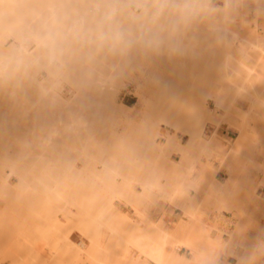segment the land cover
<instances>
[{
    "label": "rangeland",
    "instance_id": "obj_1",
    "mask_svg": "<svg viewBox=\"0 0 264 264\" xmlns=\"http://www.w3.org/2000/svg\"><path fill=\"white\" fill-rule=\"evenodd\" d=\"M94 1L98 4L94 5L96 8L93 6L95 11L94 8L89 9L94 11L95 15L98 14L96 18L99 22L98 25L97 21L95 23L93 21V12H91V19L84 16L90 15L89 9L86 11V14L83 15L78 7V10L76 9L74 13L72 9L73 7H76L74 2H68L64 7L61 6L63 8H61L56 15V20H58V17L60 16H58V14H62V17H59L60 21L53 20V24L49 19H46L44 22L41 20H44L47 16H41L40 26H38L39 22L34 23L37 37L44 42L41 43L42 48L36 50L40 55L38 63L40 64L41 60H43V62L51 60L50 63L46 62L45 64H52L60 72V74L58 73V81L68 103L63 105H46L45 103L43 105L42 102L40 104L37 103L39 104L37 107L39 110L38 112L36 109L37 101L35 100L37 97L33 93V98L35 96V99H33L35 103L32 105L33 100L31 94H29L30 87L27 90L28 92L26 91V94L24 92V95L26 96L20 94V92L22 93L27 89H25V87H27L26 84L28 81L23 83L26 80V78H24L26 75L23 77L25 80L22 81V87L25 84L23 88L19 87L22 83L20 77H17L20 81L18 83L20 84L17 85L16 80H9V83L7 81V85L10 86L9 90L6 88L7 85L0 89V94L1 91H3V95L1 94L3 97L4 93L8 91L9 93L15 92L14 99H17L19 93V100H16V102L18 103L19 101V103L17 106L14 103V109L10 107L12 106L10 105L12 103H10L9 106L7 105L10 101L7 102V107L0 103L2 109L6 110L10 107L9 114L14 110L13 118L11 117L13 112L10 116L8 115L9 118L11 117L10 120L6 114L3 116L2 109H0V121H5L4 123L0 122V126L2 124V127H0L2 128L0 129V143L5 146L2 148L0 145L2 148H0V156L2 155L1 157H4L7 153L8 156H12V158L15 159L13 162L16 163V166H14L15 173L11 171L9 166H0V176H6L8 180L4 183V191L0 193V264H121V262L122 264H127V262L130 264H139L141 262L140 256L142 255L144 261L145 258H149L156 262L148 252L141 251L136 246L128 243L125 239L128 238L126 234L130 235L132 233L131 226L133 227L137 224L136 226L140 229H138L140 232L143 231L149 236L161 241V239H159L160 236L155 232L157 230L155 228L157 225L155 220L152 219L151 221L143 208L150 207L152 203L156 202L158 197L167 199L171 196L165 194L164 191L160 189L161 187L158 188V186L161 185V180H164V182L167 181L165 178L167 177V172H171L176 176L177 168L173 163V159L179 161V163L182 161L181 153H179L180 157L179 160H177L173 157L174 155H172L174 154L173 149L166 148L167 151L165 152L166 149L164 144L161 143L166 139L164 132L168 130L169 127L164 124L154 127L153 125H155V123H153V125L149 126L146 130L139 132L138 126L142 123L141 121L145 119V111H148L145 100L149 95L144 81L145 76L152 65L155 66V64H157L156 66H158V68L160 67V70L162 69L160 71L161 74L156 77V79H162L161 84L159 85L161 95H170L175 102L174 106H168V108H166L168 114L176 115V105L179 103L177 101H179V98H185V103H189V111L191 112L192 120L195 121L202 118L204 129L207 126L213 125L214 128L212 132H214L217 131V128L222 122H225L228 125L237 128L239 134L241 127L244 125L246 136L242 138L237 146L239 148L237 151L235 150L234 154L242 153L241 157H243L244 160L246 159L245 162L249 161L254 164L256 163L253 156L255 151H258L259 156L264 157V106L259 110H256V108L253 109L251 115L243 121L244 118L242 114L246 110L247 103L240 97H234V101L232 100L233 102L231 105H227L226 109H224L214 102L215 100L212 96H207L206 104L212 109V116L205 114V110L199 102L200 93L204 92V87L210 85L215 86L217 83L215 75L210 70L209 64L213 61L225 60L226 52L228 51V48L226 49V47L227 45L229 46L232 38L233 43H230L233 48L232 50L239 48L241 41L238 38L234 39L233 36L237 35V32L250 33L254 32V30L258 34H264V25H261L264 24V21H262L264 20V4H262L264 3V0H262L260 4L252 3V0H246L247 3L245 0H242L244 1L242 3L240 1L235 2L232 0L229 3L230 5L228 4L229 6L225 5L224 0H143L142 3H139V0H121L119 2L113 1L112 5L105 4L108 8L104 7L105 5L101 3L102 0ZM162 1H166L168 4H162ZM242 4L249 8H245ZM65 7L69 10V13L66 12V9V11L63 10ZM101 7L102 10H99ZM103 7L106 9H103ZM83 13L85 12L83 11ZM101 14L103 15V18ZM88 19L91 22L93 21L94 25L91 23L92 26H90L88 21H86ZM36 20H39V18ZM61 20L63 23L60 24ZM67 20L71 23L67 22ZM48 21L50 22L48 23ZM78 22H82L85 25L79 24ZM42 23L49 25L48 28L53 30H50L52 34L46 24L44 27ZM60 25H63L65 28L64 30L62 29V32ZM82 25L85 27L86 25L89 26L84 28ZM74 26L76 29L75 35L73 31ZM228 26H232L230 27V30ZM47 29L48 32H46ZM85 31L88 32V35H86ZM93 32L95 35L94 38L92 37ZM96 32H98L97 37ZM4 33H8V31H5ZM12 33L10 31V34H3L2 39H4L2 41L4 48L6 47L5 49H10V46L17 42L14 38V33ZM79 33L81 34L79 35ZM42 34L44 35L42 36ZM77 34L81 39L78 38L79 36H77ZM89 35L91 36L90 38H88ZM53 37L55 38L54 49L52 51L47 47L45 41L47 42L48 40L49 43V40L53 39ZM42 38H45L44 41ZM91 39H94L92 41L93 43L91 42ZM95 39L98 40L95 41ZM77 40L79 41L78 43ZM85 40L87 43H85L86 48H84L85 46L83 44ZM82 41L84 42L82 43ZM27 43L30 48L35 46L34 40H32L31 37L27 38ZM223 43L225 45H223ZM58 47L64 49V52L62 51L64 54L61 53V50L60 52L58 51ZM81 47L84 50H82ZM184 48L186 49L184 50ZM49 49L50 52L48 51ZM65 49L67 51H65ZM40 50H42V52ZM51 51L54 54L60 53V56H53ZM246 51L244 58L246 62L256 63L260 66L264 64V55H260L257 50L254 51L252 48H247ZM41 53H43V55H41ZM84 54L86 56H84ZM74 55L76 57H74L72 61ZM70 56L72 57L68 60L67 58ZM49 57L52 58L50 59ZM74 60L75 62H77V60L78 62L81 61V63L77 62V64H73ZM90 60L92 61L91 63L89 62ZM70 63H72V65ZM60 64L61 68L59 66ZM126 65L129 67L128 69ZM165 65L169 66V73L167 68H161L165 67ZM173 65H177L178 67ZM40 66L39 72L46 75V65H42L43 67ZM66 66H68V68ZM85 66H90V68L88 67L90 71ZM185 67L187 68L184 71ZM112 69H116V71L117 69L118 71L122 70L121 72L123 73L121 77L123 78V81L116 93L115 101L117 99V105L120 102H123L131 106L128 108L125 107L127 108L125 109L126 113L128 112L130 115V120L132 119V121L128 123V126L127 124L125 125V123H127V121H125L126 113L125 115L123 113L122 121H119L117 125L114 124L112 117L109 115L111 107L106 105L103 100L102 103L100 98V100H97L98 96L94 94L95 85L92 84L93 82L91 81L92 75L95 76L98 73H107ZM188 70L193 73L190 75ZM59 75H61V77ZM11 76L16 77L17 75ZM90 76L91 79L89 78V80L88 77ZM84 77L85 80L83 79ZM181 79H186L187 81H181ZM30 80L31 79H29V81ZM87 80H89V84ZM15 81L16 84L14 83ZM228 81L230 80H224L223 83L231 89V81ZM30 82H33V79ZM85 83L88 84V87L85 86ZM16 86L22 89V91H20L19 88L18 90ZM33 87L35 88V86ZM151 87L155 88V85L152 83ZM79 88L80 90L78 92ZM83 92L85 97L83 96ZM9 93L7 98H9ZM10 95L13 97V94ZM27 95L31 97L32 101L28 99L29 97L25 98ZM90 96L92 97L91 100ZM22 97H24L23 100ZM83 98L88 99L81 101ZM25 99L28 100V105L26 104L27 102L25 103ZM196 99H198V102H196ZM0 100H3V98H0ZM6 101L7 100L4 98L3 103L5 104ZM87 101L89 102L88 104H86ZM38 102H40L39 99ZM79 103H81V105ZM29 105H31V107H29ZM105 105L106 107H104ZM23 106H27V108ZM59 106H61V108ZM97 106L102 108L105 112L101 111L99 108L100 112ZM30 108L32 113L29 111ZM104 108L107 109L105 110ZM25 109L29 110H26L27 112H25ZM43 111L44 115L42 116ZM74 111H77L76 116L78 119L76 118ZM222 111L227 113V115L225 113L222 115ZM15 112H17V114H15ZM71 112H74L75 122L73 119L72 121L70 119L71 115L68 113ZM26 113H28L29 116ZM79 113H82V115L84 114V116L79 118ZM21 115L22 117L25 116L22 118ZM160 118H162V116ZM68 119L70 120L71 125L68 122ZM11 121L13 122V125ZM53 121H55V125L58 127L62 123V127H59V130L57 128L59 131H56L57 134L55 133L54 135H51L50 130ZM56 121L58 122L57 124ZM6 123L9 124V127ZM72 124L74 126H72ZM124 125L125 127H128L126 133L123 132L125 129L123 127ZM49 126L50 128H48ZM78 126H81V129L75 128ZM109 126L115 128V136L108 131ZM7 127L8 129H6ZM9 128L11 131H9ZM39 128H41V130ZM90 128H92L91 131H89ZM97 128H99L98 131ZM68 129L71 133L75 129V132L71 134L67 131ZM45 130L48 131L45 133ZM100 130L101 132H99ZM78 131L80 132L78 133ZM176 132L180 141L183 142L187 136L181 130ZM12 133H14V138L10 136ZM41 134H43L45 138L48 135V139L50 138L49 140L51 141L47 142L48 140H45V138L43 139ZM77 134H79V136H77ZM152 134L155 135L153 138ZM35 135L38 136L37 141ZM237 137L234 141L229 142V145L227 146L222 141V135L217 131L214 135L215 139H219L217 145L210 140L209 142H206L204 152L200 154V158L195 162L202 163L203 157L209 158L212 155L224 157L227 154H233L232 145ZM41 141L43 143L45 142L42 148L41 146L43 143H41ZM5 142H7V144ZM197 150L198 149H193L192 152L197 153ZM1 151L4 152L2 153ZM156 158L158 159L156 160ZM155 160H159L158 162L160 165ZM207 162L209 161H205V165L209 167V174L213 177L215 168H213L210 162ZM163 163L165 164L163 165ZM151 164H153V166H151ZM258 165L262 166L264 163L260 162ZM155 167L158 168V170ZM160 168L161 170L163 168V172L161 170L159 171ZM193 168L194 167H192V169ZM178 169L182 171L181 167ZM146 177L149 180H146ZM176 177H178V175ZM142 179L145 181H142ZM187 184L188 183L185 184V189ZM135 186L141 187L142 191L135 190ZM133 188L136 192L132 190L131 195L129 189ZM133 191L135 194H133ZM237 191L240 192L241 190L239 189ZM237 191L234 196L237 195V199L239 198L243 200L240 204V206H242L244 203L242 209L243 212L247 210L251 211L250 205L246 202L247 199L249 202H253V197H249L250 194L248 192L250 191L246 192V190H243L240 193ZM151 192H155L157 196L155 195L154 197H151ZM243 192H246L247 195ZM136 193L138 194L137 196H135ZM142 194L146 199L143 198L144 196L142 197ZM241 194L243 197L239 196ZM215 198L218 201H225L222 194H219V197L218 195L215 196ZM108 200L109 202H107ZM115 200H123L132 205L135 214L139 219L131 220L118 208L115 212L116 206L115 204L113 205ZM140 204H144V207H139ZM111 205H113L115 209L112 208ZM221 205L224 206V204H217L218 207ZM232 206L239 205L235 204ZM118 210L119 213L121 212L120 216ZM127 217L134 225L130 224L129 220H127L128 222L126 221L125 218ZM152 223L155 224L153 225ZM243 225L236 226L232 231L226 230L230 234L228 237L229 241L234 238L235 232H240L242 230L244 227ZM153 227L156 230H154ZM255 228V230L259 232V236H264V224L261 225L258 221V225ZM129 229L131 233L129 232ZM73 230H77L87 239V242L80 244L71 239L70 233ZM125 231L128 232L124 233ZM219 232L220 233L216 235L217 237H212L209 240L211 241V244L212 239L215 240V238H217L216 240H220L219 242L221 243L222 237L220 235L222 233L221 231ZM180 241L181 240H167L161 242L164 246H174L173 244H179ZM181 242L183 243V241ZM212 245L214 246V244ZM43 248H46V250H43ZM165 259L166 263L169 257H166ZM180 259H183V256H181ZM200 264L207 263L200 262Z\"/></svg>",
    "mask_w": 264,
    "mask_h": 264
},
{
    "label": "bare ground",
    "instance_id": "obj_2",
    "mask_svg": "<svg viewBox=\"0 0 264 264\" xmlns=\"http://www.w3.org/2000/svg\"><path fill=\"white\" fill-rule=\"evenodd\" d=\"M113 1H115V2H119V1H121V0H102L101 1V3H103L104 5L105 4H109V5H112V3H113ZM232 0H224V3H225V5H228L230 2H231ZM235 2L236 1H240L241 3L242 2H244V1H242V0H234ZM233 1V2H234ZM248 1V0H247ZM68 2H74L75 4L74 5H76V7H73L72 9H73V11H74V13H75V11H76V9L78 10V7L80 8V11H82V14L84 15V14H86V11L89 9V8H91V9H93L95 6L94 5H98L97 4V2L96 1H94V0H0V89H2V87H5V85H7L8 83H9V80L10 81H14V80H16L17 81V85L18 84H20V83H18V82H20L19 81V79L17 78V77H20V80H21V83H22V81H24L25 79H23V77L24 78H26V80L23 82V83H25L26 81H28L27 82V84H26V86L27 87H25V91H23L22 93L20 92V94H22V96H26V95H24V92H25V94H26V91L29 89V87H30V91H29V94H31V97H32V100L33 99H35V96L37 97L35 100L37 101L36 102V105H34V106H36V109L38 110V105L42 102V104L44 105V103L47 105V104H60V105H63V104H66V103H68L67 102V99L64 97V92H63V89L61 88V86H60V83H59V81H58V73L60 74V72L57 70V68L55 67V66H53L52 64H45L46 62H51V60H49V61H44L43 62V60H41L40 61V64L38 63L39 61L38 60H40V55H39V52H36V50H39V48H42V45H41V43H44V42H42V40L41 39H39L38 37H37V33H36V28H35V22H39V25L38 26H40V24H41V22H40V18H41V16L43 17V16H47V18L45 17V19L44 20H41V21H44L45 22V20L47 19H49L52 23L54 22L53 20H55V21H60V18L62 17L61 15L62 14H58V16L60 17H58V20H56V15H57V13H58V11L61 9V8H63L64 7V5L66 4V3H68ZM143 2V0H139V3H142ZM234 2V3H235ZM245 2H246V0H245ZM262 2V0H252V3H256V4H260ZM168 4L166 1L164 2V1H162V4ZM240 3V4H241ZM247 3V2H246ZM169 4H171V3H169ZM176 4V3H175ZM262 4H264V3H262ZM173 5V4H172ZM230 5V4H229ZM228 5V6H229ZM242 5H244V4H242ZM61 6H63V7H61ZM94 6V7H93ZM245 6V8H249V7H247L246 5H244ZM249 6V5H248ZM262 6V5H261ZM104 7H106V8H108V6H104ZM103 7V9H106V8H104ZM87 8V9H86ZM96 8V7H95ZM95 8H94V11H95ZM66 9V7L63 9V10H65ZM91 9H89V11H90V15L88 16V15H84V16H86V17H89L90 19L93 17V21H94V23L97 21V15H95L94 13V11H92ZM98 9V8H97ZM62 10V11H63ZM67 10V9H66ZM65 10V11H66ZM99 10H102V7H101V9H99ZM65 11H63V12H65ZM72 11V10H71ZM83 11L85 12V13H83ZM97 11V10H96ZM67 13H69V10H67L66 11ZM65 12V13H66ZM79 12V11H78ZM91 12H93L92 13V17H91ZM62 13V12H61ZM71 13V12H70ZM94 15H95V17H94ZM101 16H102V18H103V15L101 14ZM86 17H85V19H86ZM39 18V20H36V19H38ZM63 18H64V16H63ZM108 18V17H107ZM98 20H99V17H98ZM104 20V19H103ZM50 21H48V23L50 22ZM64 21V20H63ZM77 21V20H76ZM86 21H88V24L90 25V26H92L91 25V23L93 24V21L91 22V21H89V19L88 20H86ZM109 21V20H108ZM244 21V20H243ZM262 21H264V20H262ZM67 22H69L68 20H67ZM74 22V21H73ZM46 23H47V21H46ZM45 23V24H46ZM61 23H63L62 22V20H61V22H60V24ZM69 23H71V22H69ZM79 24H84V23H82V22H78ZM98 21H97V25H98ZM244 23V22H243ZM242 23V24H243ZM43 24V23H42ZM45 24H43V26L45 27ZM54 24V23H53ZM58 25V24H57ZM64 25H65V23H64ZM85 25V24H84ZM84 25H82L84 28H87V26H89V25H86V27L84 26ZM94 25V24H93ZM97 25H96V27H97ZM261 25H264V24H261ZM42 26V27H43ZM46 26H47V28L49 27V25L48 24H46ZM61 27H60V29H61V32H62V29L64 30L65 28L63 27V25H60ZM77 26H79V25H77ZM226 26V25H225ZM57 27V26H56ZM229 27V26H228ZM230 27H232V26H230ZM230 27H229V30H230ZM234 27H236V26H234ZM79 28V27H78ZM93 28V27H92ZM226 28V27H225ZM43 29H45V28H43ZM49 29V31L50 30H52V29H50V28H48ZM48 29H47V31L46 32H48ZM95 29V28H94ZM233 29V28H232ZM76 29H75V26H74V35H75V31ZM85 30V29H84ZM92 30V29H91ZM235 30V29H234ZM5 31H8V33H4ZM10 31H11V33L13 32L14 33V38L17 40V42H16V44H14V45H11L10 46V49L9 48H7V49H5L4 48V46H3V39H2V37H3V34H10ZM53 31V30H52ZM55 31V30H54ZM94 31V30H93ZM44 32H45V30H44ZM61 32L59 31V33L61 34ZM79 32H80V30H79ZM86 32V31H85ZM12 33V34H13ZM50 33H51V31H50ZM63 33L65 34V32L63 31ZM238 33H239V35H238ZM244 33V34H243ZM243 33H240V32H237V35H232L233 37H234V39L235 38H238L240 41H241V44H240V46H239V48L237 49H235V50H232L233 48H232V46L230 45V43L232 42L233 43V38H232V40H231V42L229 43V46L227 45V47H226V49L228 50L226 53V58H225V60H223V61H213L212 63H210L209 64V66H210V70H211V72L215 75V78H216V80H217V83L215 84V86L213 85V86H205L204 87V92L203 93H200V97H199V102H200V105L201 106H203V108H204V110H205V114L206 115H208V116H212V114H213V111H212V109H210L208 106H207V104H206V100H207V96H212L213 97V99L215 100L214 102H216L221 108H224V109H226V106L227 105H231V103L234 101V97H240L241 99H243L246 103H247V107H246V110L244 111V113L242 114L243 115V121L244 120H246L247 119V117H249L250 115H251V112H252V110L253 109H255L256 108V110H259V109H261L262 108V106H264V64H262L261 66L260 65H258V64H256V63H248V62H246L245 60H244V58H245V52H247L246 51V49L247 48H252V49H254V51L255 50H257L258 52H259V54L260 55H264V43H262V42H264V34H258L255 30H254V32H243ZM52 34V33H51ZM58 34V33H57ZM59 34V35H60ZM81 33H79V35H80ZM89 34H90V32H89ZM97 34H98V32H96V37H97ZM236 34V33H235ZM44 34H42V36H43ZM78 34H77V36H79ZM86 35H88V32H86ZM225 35H227L226 33H225ZM9 36V35H8ZM62 36H63V34H62ZM62 36H59V37H62ZM65 36V35H64ZM83 36V35H82ZM101 36V35H100ZM216 36V35H215ZM28 37H31L32 38V40H34V43H35V46L33 47V48H30L29 46H28V43H27V38ZM75 37V36H74ZM91 36L89 35L88 36V38H90ZM93 38L95 37V35H94V32H93V36H92ZM99 37V36H98ZM222 37V36H221ZM227 37H228V35H227ZM52 38V37H51ZM54 38L55 37H53V39H50L49 40V43H48V40H47V42L45 41V44H47V47H49L52 51H53V47H54ZM68 38V37H67ZM77 38V37H76ZM78 38H80V36L78 37ZM77 38V39H78ZM84 38V37H83ZM82 38V39H83ZM87 38V39H88ZM103 38V37H102ZM6 39V38H5ZM43 39V41H44V39L45 38H42ZM64 39V38H63ZM81 39V38H80ZM86 39V38H85ZM218 39H219V37H218ZM228 39H230V38H228ZM228 39H227V41H228ZM66 40V39H65ZM94 40V39H93ZM92 39H91V42L93 41ZM96 40H98V39H95V41ZM88 41H89V39H88ZM94 41V42H95ZM67 42V41H66ZM79 41L77 40V43H78ZM81 42V41H80ZM84 41H82V43H83ZM224 42V41H223ZM86 43V40H85V42L83 43L84 44V46L87 44H85ZM93 43V42H92ZM89 44V43H88ZM226 44H227V42H226ZM64 45V44H63ZM70 45V44H69ZM68 45V46H69ZM223 45H225L224 43H223ZM84 46H82V47H84ZM88 46V45H87ZM92 46V45H91ZM65 47H67V46H65ZM81 47V49L82 50H84L83 48ZM238 47V46H237ZM59 48V47H58ZM69 48H71V47H69ZM68 48V49H69ZM76 48V47H75ZM84 48H86V46L84 47ZM186 48H188V47H186ZM186 48H184V50L186 49ZM190 48V47H189ZM50 49L48 50L49 52H50ZM63 49V48H62ZM62 49H58V51L60 52V50H61V53L62 54H64L63 52H64V49L62 50ZM73 49V48H72ZM87 49H89V48H87ZM47 50V49H46ZM183 50V52L185 53V51ZM196 50V49H195ZM41 52H42V50H40ZM45 51V50H44ZM48 51H47V53H48ZM51 51V53L53 54V56L54 55H57V56H60V53L59 54H54L53 52ZM63 51V52H62ZM65 51H67L66 49H65ZM79 51H80V49H79ZM190 51V50H189ZM194 51V50H193ZM197 51V50H196ZM83 52H85V51H83ZM192 52V51H191ZM190 52V53H191ZM44 53V52H43ZM43 53H41V55H43ZM72 53V52H71ZM86 53V52H85ZM194 53H195V51H194ZM75 54V53H74ZM49 55V54H48ZM52 56V55H51ZM52 56V57H53ZM56 56V57H57ZM81 56H83V55H81ZM84 56H86L85 54H84ZM42 57V56H41ZM52 57H49L50 59L52 58ZM62 57V56H61ZM71 57L72 56H70V57H68L67 59L69 60V59H71ZM74 57H76L75 55L72 57V61H73V59H74ZM79 57V56H78ZM46 58V57H45ZM44 58V59H45ZM41 59H43V58H41ZM61 59V58H60ZM77 59V58H76ZM62 61H64V60H62ZM71 62V61H70ZM77 62H78V60H77ZM77 62H75V60H74V63L73 64H77ZM83 62V61H82ZM90 63L92 62L91 60L89 61ZM88 62V63H89ZM78 63H81V61L80 62H78ZM46 65V75H44V74H42L41 72H39V66L40 65ZM71 65H72V63H70ZM85 64V63H84ZM117 64V63H116ZM41 65V66H42ZM86 65V64H85ZM157 64H155V66L154 65H152L151 66V68H150V70H149V72L147 73V75L145 76V81H144V83H145V85H146V87H147V92H148V97L146 98V104H147V108H148V111L146 110L145 111V119L143 120V121H141L142 123L138 126V128H139V132L140 131H144V130H146L147 128H149V126H152L153 125V123H155V125H153L154 127L155 126H159V125H162V124H164L165 126H167V127H169V129L168 130H166L164 133H165V136H166V139H164V141L163 142H161V143H163L164 144V147H165V149L166 148H171V149H173V152L174 153H177V154H179V153H181L182 154V161H180V163H179V161H176V160H174L173 159V163L175 164V167L178 169V164H179V166H181V165H183L186 169H187V171H190L191 169H192V167H193V165H194V163H195V161L198 159V158H200V154H202L203 152H202V149H205V147L204 146H206V142H209V140L211 141V142H213V143H215V145H217V141H219V139L217 140V138L215 139L214 138V135H215V131L214 132H210L209 134H206L205 132H204V126H203V121H202V118L201 119H199V120H195V121H193L192 120V118H191V112L189 111V103H185V101H186V99L185 98H179V101H177V102H179L177 105H176V107H177V113H176V115H170V114H168L167 112H166V108H168V106H174L175 105V102L173 101V99H172V96H170V95H161V92H160V90H159V85L161 84V78H158V79H156V77L159 75V74H161L160 73V71L162 70H160V67L158 68V66H156ZM40 66V67H41ZM60 66V68H61V64L59 65ZM87 66V65H86ZM85 66V67H86ZM91 66H92V64H91ZM125 66V65H124ZM124 66H121V67H124ZM127 66V65H126ZM160 66V65H159ZM173 66H177V65H173ZM172 66V67H173ZM43 67V66H42ZM56 69H55V68ZM67 68H68V66H66ZM72 67V66H71ZM85 67H84V69H85ZM89 68H90V66H88ZM88 67H86V68H88ZM168 67L169 66H166L165 65V67H161V68H167V71H168ZM178 67V66H177ZM89 68H88V70H89ZM129 67L127 66V69H128ZM170 68H171V66H170ZM175 68V67H174ZM186 68L187 67H185V69H184V71L186 70ZM77 69V68H76ZM126 69V68H125ZM182 69H183V67H182ZM209 69V68H208ZM88 70H87V72H88ZM209 70V71H210ZM84 71V70H83ZM90 71V70H89ZM122 70H119L118 71V69H117V71H116V69L115 70H111L110 72H105V73H98L97 75H95V76H93L92 75V79H91V76L90 77H88V79L90 78L91 79V81L93 82L92 84H94L95 85V93L94 94H96L97 96H98V98H97V100H100L101 99V101L103 100L104 101V103L106 104V105H108L109 107H111L110 109V113H109V115H110V117H112V119H113V122H114V124H116L117 125V123L119 122V121H122L121 119L123 118V113H124V115H125V113H126V111H125V109H127L128 107H131V106H128L127 104H125V103H123V102H120L118 105H117V99H116V101H115V96H116V93H117V91H118V89H119V87H120V85H121V82L123 81L122 79L123 78H121L122 77V72H121ZM129 71V70H128ZM22 72V73H21ZM25 74H24V73ZM87 72H86V74H87ZM187 72V71H186ZM20 73H21V76H20ZM127 73H129V72H127ZM168 73H169V71H168ZM188 73L191 75V73H193L192 71L191 72H189V70H188ZM90 74V73H89ZM172 74V73H171ZM11 75H17L16 77H12ZM61 75H62V72H61ZM61 75H59L60 77H61ZM127 75V74H126ZM125 75V76H126ZM173 75V74H172ZM171 75V76H172ZM87 76V75H86ZM182 76H183V74H182ZM187 76V75H186ZM30 77V78H29ZM185 78V77H184ZM23 79V80H22ZM29 79H33V82H30L29 81ZM84 80H85V77L83 78ZM89 79V80H90ZM89 80H87V82L89 81ZM224 80H230L231 81V89H229L226 85H225V83H223V81ZM7 81H8V83H7ZM16 81L14 82L15 84H16ZM79 81H81V80H79ZM181 81H187L186 79H181ZM230 81H228V82H230ZM12 83V82H11ZM14 83H13V85H14ZM23 83L21 84V86L19 85V87H22V85H23ZM33 84V86H35V88L32 86V84ZM37 85H36V84ZM154 84L155 85V88H152L151 87V84ZM77 84V83H76ZM86 84V83H85ZM88 84H89V82H88ZM88 84H86L85 86H87ZM30 85V86H29ZM79 85H80V83H79ZM24 86H25V84H24ZM23 86V87H24ZM37 86V87H36ZM9 87L10 86H6V88H8V90H9ZM17 87V89L19 88L18 86H16ZM22 87V88H23ZM88 87V86H87ZM32 88V89H31ZM20 89V88H19ZM18 89V90H19ZM37 89V90H36ZM84 89V88H83ZM13 90H14V87H13ZM79 90H80V88L78 89V92H79ZM90 90H91V88H90ZM201 90V89H200ZM15 91H16V89H15ZM20 91H22V89H20ZM34 91V92H33ZM37 91V92H36ZM87 91V90H86ZM89 91V90H88ZM28 92V91H27ZM32 92V93H31ZM84 92H85V90H84ZM84 92H83V96L85 95L84 94ZM92 92V91H91ZM3 93V91H1V94ZM8 91L7 92H5L4 93V97L3 96H1V94H0V98L2 99L3 98V100H4V98L7 100L6 101V103L4 104L3 103V100H0V103H2V105H4V106H6V104H7V102L8 101H10V102H8V106H9V104L10 103H12V104H10V105H12V106H10L12 109H14L15 108V104H16V106L18 105V103H19V101H18V103L16 102V100L19 98V93H18V95H17V99L15 98L14 99V94H16L15 92H10L9 93V98H7V95H8ZM33 93H34V98H33ZM10 94H13V97H11V95ZM28 94V93H27ZM88 94V93H87ZM3 95V94H2ZM5 95H6V97H5ZM81 96V95H80ZM94 96V95H93ZM21 97V96H20ZM29 97V98H28ZM31 97L30 96H28L27 95V97H25V98H28V99H30L31 100ZM78 97V96H77ZM85 97V96H84ZM91 97V96H90ZM90 97H88V98H90ZM23 98L24 97H22V100H23ZM81 98V97H80ZM87 98V99H88ZM100 98V99H99ZM11 99H13V100H11ZM38 99L40 100V102H38ZM86 98L84 99H81V101H83V100H87ZM92 99V97L90 98V100ZM95 99H96V97H95ZM19 100V99H18ZM20 100H21V98H20ZM27 99H25V103L28 105V100L26 101ZM31 100V101H32ZM90 100H89V102H90ZM233 100V101H232ZM2 101V102H1ZM12 101V102H11ZM14 101V102H13ZM96 101V100H95ZM101 101H100V103H101ZM103 101H102V103H103ZM188 101V100H187ZM21 102V101H20ZM78 102V101H77ZM88 101H87V103L86 104H88L89 103ZM97 102V101H96ZM196 102H198V99H196ZM15 103V104H14ZM22 103V102H21ZM33 103H35V101L33 100L32 101V105H33ZM37 103H39V104H37ZM83 103V102H82ZM85 103V102H84ZM100 103H99V105H100ZM30 104V103H29ZM80 105H81V103H79ZM13 105H14V108H13ZM20 105V104H19ZM106 105L104 106V107H106ZM116 105H117V107H116ZM186 105V106H185ZM217 105V106H218ZM52 106V105H51ZM84 106V105H83ZM94 106V105H93ZM101 106H102V104H101ZM7 107V106H6ZM10 107H8L6 110L5 109H2V107H0V109H2V112H3V116H5V114H6V116L8 117V115L10 116V114L14 111H11V113L9 114V112H10V110H9V108ZM23 107H26L27 108V106H23ZM29 107H31V105H29ZM33 107V106H32ZM47 107V106H46ZM48 107H49V105H48ZM53 107V106H52ZM60 108H61V106H59ZM90 107H91V105H90ZM89 107V108H90ZM98 107V110L100 111V109H101V111H104V110H102V108H100L99 106H97ZM112 107H115V108H112ZM125 107H127V108H125ZM236 107V106H235ZM234 107V108H235ZM18 108H19V106H18ZM51 108V107H50ZM88 108V109H89ZM93 108V107H92ZM100 108V109H99ZM91 109V108H90ZM105 110L107 109V108H104ZM216 109V108H215ZM27 109H25V112H27L26 111ZM41 110V109H40ZM43 110V109H42ZM52 110V109H51ZM75 110V109H74ZM79 110V109H78ZM236 110V109H235ZM242 110V109H241ZM30 112H31V108H30V110H29ZM34 111V110H33ZM48 111H49V108H48ZM86 111H87V108H86ZM93 111H94V109H93ZM100 111V112H101ZM215 111V110H214ZM230 111V110H229ZM5 112V113H4ZM38 112H39V110H38ZM37 112V113H38ZM51 112V111H50ZM50 112H49V115H50ZM75 112V116H76V112L77 111H74ZM74 112H71V113H68L69 115H71L70 116V119H71V121H72V119H73V121L75 122V116H74ZM105 112V111H104ZM8 113V114H7ZM32 113V112H31ZM35 113V112H34ZM42 113V112H41ZM89 113V112H88ZM87 113V114H88ZM96 113V112H95ZM106 113H107V111H106ZM224 113L225 112H221V114L222 115H224ZM13 114H14V112L11 114V117L13 118L14 116H13ZM15 114H17V112H15ZM28 116H29V114L28 113H26ZM53 114V113H52ZM78 114V113H77ZM101 114V113H100ZM226 115H227V113H225ZM37 115V114H36ZM39 115H41V114H39ZM44 115V111H43V113H42V116ZM55 115V114H54ZM79 115L80 116H78L79 118L82 116H84V114L82 115V113L80 114L79 113ZM93 115V114H92ZM91 115V116H92ZM103 115V114H102ZM25 116V115H24ZM23 116V117H24ZM41 116V117H42ZM87 116V115H86ZM107 116V115H106ZM162 116V118H160ZM10 117V118H11ZM21 117H22V115H21ZM22 117V118H23ZM37 117V116H36ZM35 117V118H36ZM72 117V118H71ZM125 117V116H124ZM214 117V116H213ZM227 117V116H226ZM0 118H1V116H0ZM5 119H7L6 117H4ZM9 118V117H8ZM9 118V119H10ZM34 118V119H35ZM46 118V117H45ZM67 118V117H66ZM69 118V117H68ZM76 118H77V116H76ZM86 118V117H85ZM126 120L125 121H127V123H125V125L127 124V126H128V123H130V121H132V119L130 120V115H129V113L127 112L126 113ZM124 118V119H125ZM27 119H29V118H27ZM54 119V118H53ZM78 119V118H77ZM76 119V120H77ZM260 119H261V117H260ZM11 120V119H10ZM32 120V119H31ZM46 120V119H45ZM59 120V119H58ZM69 120V119H68ZM106 120V119H105ZM16 121V120H15ZM36 121V120H35ZM1 123H4L5 121L3 120V122L2 121H0ZM12 122V121H11ZM37 122V121H36ZM40 122V121H39ZM69 123H70V120L68 121ZM79 122V121H78ZM41 123V122H40ZM52 123V122H51ZM53 123H54V125H53ZM53 123L51 124L52 125V127H51V130H50V133H51V135L53 134H55L56 133V131H58L59 130V127H62L61 125H62V123H61V125H59V127L58 126H56L55 125V121H53ZM58 122L56 121V124H57ZM77 123V122H76ZM247 123V122H246ZM7 125H8V127H9V124H10V122H9V124L8 123H6ZM14 124H15V122H14ZM68 124V123H67ZM67 124H66V126H67ZM74 124V123H73ZM72 124V126H74ZM132 124V123H131ZM157 124V125H156ZM242 124V123H241ZM6 125V126H7ZM12 125H13V122H12ZM41 125V124H40ZM40 125H38V126H40ZM63 125H64V122H63ZM70 125H71V123H70ZM69 125V126H70ZM104 125V124H103ZM125 125L123 126L125 129H124V133H126V131L128 130L127 128L128 127H125ZM242 126V125H241ZM0 127H2V124H1V126ZM8 127L6 128V129H8ZM71 127V126H70ZM81 127V126H80ZM79 126L78 127H75L76 129H81ZM85 127V126H84ZM87 127V126H86ZM99 127H101V126H99ZM110 127V128H109ZM108 127V131L110 132V134L112 133V134H114V136H115V128L113 127V126H109ZM14 128V127H13ZM12 128V129H13ZM45 128V127H44ZM44 128H42V129H44ZM48 128H50V126L48 127ZM48 128H46V129H48ZM57 128H58V130H57ZM65 128V127H64ZM69 128V127H68ZM106 128V127H105ZM137 128V129H138ZM0 129H2V128H0ZM10 129V128H9ZM40 130H41V128H39ZM91 129L92 128H90V130L89 131H91ZM104 129V128H103ZM244 129H245V127H244V125L241 127V129H240V133L238 134V137H237V139H236V141L233 143V145H232V151H233V154H234V152H235V150L237 151L238 150V148L239 147H237L238 146V144L240 143V141L242 140V138H244L245 136H246V131H244ZM84 130V129H83ZM82 130V131H83ZM94 130V129H93ZM99 130V128H97V131ZM178 130H181L182 132H184L186 135H188L187 136V138L182 142V141H180V139L178 138V136L176 135V131H178ZM9 131H11V129L9 130ZM48 131V130H47ZM46 130H45V133L47 132ZM69 133H71L70 131H69V129L67 130ZM4 132V131H3ZM37 132H39V131H37ZM59 132V131H58ZM73 132H75V129L73 130ZM72 132V133H73ZM80 131H78V133H79ZM88 132V131H87ZM99 132H101V130L99 131ZM106 132V131H105ZM108 132V133H109ZM9 133V132H8ZM11 133V132H10ZM36 133V132H35ZM40 133V132H39ZM43 133V132H42ZM62 133V132H61ZM64 133V132H63ZM71 133V134H72ZM84 133V132H83ZM95 133V132H94ZM6 134V133H5ZM13 134L14 133H12V135H10V136H12V138H14L13 137ZM17 134V133H16ZM57 134V133H56ZM88 134V133H87ZM117 134V133H116ZM8 135V136H9ZM65 135V134H64ZM36 136V135H35ZM43 136V139L45 138L44 137V135L43 134H41V137ZM49 136H50V134H49ZM71 136V135H70ZM74 136V135H73ZM72 136V137H73ZM77 136H79V134H77ZM155 135L154 134H152V138L154 137ZM248 136V135H247ZM250 136V135H249ZM6 137H7V135H6ZM37 137L38 136H36V141H37ZM51 137V136H50ZM57 137H58V135H57ZM62 137H63V134H62ZM216 137V136H215ZM251 137V136H250ZM40 138V137H39ZM47 138V139H46ZM46 138H45V140H48L47 142H50L51 140H49L48 139V135L46 136ZM68 138V137H67ZM0 139H1V135H0ZM52 139V138H51ZM54 139V138H53ZM4 140V139H3ZM6 140H7V138H6ZM41 140H42V138H41ZM153 141V140H152ZM244 141V140H243ZM3 142V141H2ZM8 142V141H7ZM7 142H5L6 144H7ZM11 142H12V140H11ZM155 142V141H154ZM41 143H43L42 141H41ZM45 143V142H44ZM44 143H43V145L41 146V148L44 146ZM220 143V142H219ZM245 143V142H244ZM10 144V143H9ZM52 144V143H51ZM0 145H1V143H0ZM46 145V144H45ZM92 145V144H91ZM125 145V144H124ZM154 145V144H153ZM123 146V145H122ZM219 146H220V144H219ZM218 146V147H219ZM1 147L2 148H4L5 146L2 144L1 145ZM0 147V148H1ZM11 147V146H10ZM47 147V146H46ZM163 147V146H162ZM221 147V146H220ZM1 148V149H2ZM9 148V147H8ZM12 148V147H11ZM10 148V149H11ZM161 148V147H160ZM230 148V147H229ZM40 149V148H39ZM47 149V148H46ZM48 149H49V147H48ZM193 149H198L197 151V153L195 152V153H193L192 152V150ZM162 150H163V148H162ZM4 151H5V149H4ZM3 151V152H4ZM167 151V149L165 150V152ZM212 151V150H211ZM2 152V151H1ZM2 152V153H3ZM11 152H12V150H11ZM164 152V153H165ZM239 152V151H238ZM218 153V152H217ZM170 154V153H169ZM169 154H168V156H169ZM241 155H242V153H240ZM237 155H238V153H237ZM2 156V155H1ZM0 156V166H9L10 168H11V171L13 172V173H15V167L14 166H16L15 164L16 163H14L13 161L15 160V159H13L12 158V156H8L7 155V153H6V156L4 155V157H1ZM236 156V155H235ZM249 156V155H248ZM239 157H240V155H239ZM235 158V157H234ZM250 158V157H249ZM158 158H156V160H157ZM241 159V158H240ZM251 159V158H250ZM155 160V161H156ZM246 160V159H245ZM159 161V160H158ZM158 161H156V162H158ZM235 161V160H234ZM237 161H238V158H237ZM240 161V160H239ZM242 161H244V160H242ZM165 162V161H164ZM223 162V161H222ZM228 162V161H227ZM159 163V162H158ZM172 163V164H173ZM207 163H209V162H207ZM229 163V162H228ZM237 163V162H236ZM155 164V163H154ZM165 163H163V165H164ZM174 164H173V166H174ZM232 164V163H231ZM230 164V165H231ZM150 165V164H149ZM159 165H160V163H159ZM162 165V164H161ZM228 165V164H227ZM232 165H234V164H232ZM231 165V167L230 166H228L229 168H232L233 166ZM151 166H153V164H151ZM155 166H157V165H155ZM170 166V165H169ZM159 167V166H158ZM212 167V166H211ZM210 167V168H211ZM156 168V167H155ZM214 168V167H213ZM157 170H158V168H156ZM156 169H154V170H156ZM161 170V168L159 169V171ZM162 172H163V168H162V170H161ZM214 171V170H213ZM166 172V171H165ZM176 173V172H175ZM168 174V175H167ZM146 175V174H145ZM157 175V174H156ZM141 176V175H140ZM166 176L167 177H165L166 179H167V181L164 183V184H161L160 186H158V188L159 187H161L160 189L162 190V191H164V193L165 194H167V195H171V196H173L174 195V192L176 191V189L174 188V187H172L173 185L172 184H174L173 183V181L174 180H176V176H177V174H176V176L174 175V174H172L171 172L170 173H166ZM157 177V176H156ZM141 178H142V176H141ZM147 178V177H146ZM210 181H211V179L213 178L212 177V175L211 174H209V176L207 177ZM110 179H112V178H110ZM165 179V180H166ZM146 180H149L148 178L146 179ZM155 180H157V179H155ZM8 180H7V177L6 176H0V193H2L3 191H4V183L5 182H7ZM142 181H145L144 179H142ZM213 181H214V178H213ZM212 182V181H211ZM217 184H218V181H217ZM219 185V184H218ZM127 187H128V185H127ZM126 187V188H127ZM243 189V188H242ZM249 189V188H248ZM124 190H126V189H124ZM130 191V193H131V195H132V190H134V188L133 189H129ZM217 190L218 189H215L214 187H212V188H210L209 189V191H208V189H206L205 190V193H204V195L205 196H207V194L208 195H213L214 197L215 196H217L218 194L216 193L217 192ZM250 190V189H249ZM248 190V191H249ZM252 190V191H251ZM250 190V192H248L250 195H249V197L251 196V198L253 197V199L254 200H257V198H258V196L255 194V190H253V189H251ZM70 191V190H69ZM135 191V190H134ZM134 191H133V194H135L134 193ZM244 191H245V189H244ZM86 192H87V190H86ZM100 192V191H99ZM184 192V191H183ZM238 192V191H237ZM240 192H242V190L240 191ZM240 192H238V193H240ZM246 192H247V189H246ZM246 192H243V193H245L246 194ZM252 192H254V193H252ZM84 193V192H83ZM138 193V192H137ZM136 193V195L135 196H137L138 194ZM145 193V192H144ZM149 193V192H148ZM242 193V194H243ZM252 193V194H251ZM68 194V193H67ZM70 194V193H69ZM82 194V193H81ZM88 194V193H87ZM96 194H97V192H96ZM162 194V193H161ZM160 194V195H161ZM182 194V196H181V198L183 197V199H185V201H186V199H187V193H180V195ZM242 194L241 195H239V196H242ZM72 195V194H71ZM95 195V194H94ZM99 195H100V193H99ZM111 195H112V193H111ZM244 195V194H243ZM247 195V194H246ZM81 196V195H80ZM101 196V195H100ZM109 196H110V194H109ZM144 195L142 194V197H143ZM237 196V195H236ZM235 196V197H236ZM66 197V196H65ZM125 197V196H124ZM129 197V196H128ZM141 197V198H142ZM218 197H219V195H218ZM243 197V196H242ZM83 198V197H82ZM144 199H146L145 198V196L143 197ZM232 198V197H231ZM241 198V197H240ZM244 198H247V197H244ZM67 199V198H66ZM72 199V198H71ZM108 199V198H107ZM106 199V200H107ZM110 199V198H109ZM137 199V198H136ZM235 199V198H234ZM239 199V198H238ZM104 200V199H103ZM126 200H128V199H126ZM131 200V199H130ZM246 200V199H245ZM262 200H264V199H262ZM140 201V200H139ZM188 201V200H187ZM250 201H252V200H250ZM86 202H87V200H86ZM107 202H109V200L107 201ZM239 202H241V201H239L238 200V203ZM255 202V201H254ZM90 203H91V201H90ZM136 203V202H135ZM256 203V202H255ZM254 203V204H255ZM240 204V203H239ZM244 204V203H243ZM243 204H242V206H240V208L242 207V209H243ZM261 204V203H260ZM229 205V204H228ZM235 205V204H234ZM252 205V204H251ZM256 205V204H255ZM112 206V208H114L115 209V207L113 206V205H111ZM238 206V207H239ZM183 207H184V209H185V212H190V209H191V206L190 205H188L187 203H184L183 204ZM233 207V206H232ZM245 207H246V205H245ZM254 207V206H253ZM90 208V207H89ZM235 208V207H234ZM248 208V207H247ZM255 208V207H254ZM257 208V207H256ZM241 209V210H242ZM92 210H93V208H92ZM246 210V209H245ZM114 211V210H113ZM117 211V208L115 209V212ZM118 213H119V210H118ZM121 213V212H120ZM119 213V216L121 215ZM241 213V212H240ZM122 215H124V214H122ZM125 216V215H124ZM123 216V217H124ZM122 217V218H123ZM126 217V216H125ZM128 218V217H127ZM127 218H125L126 219V221L127 220H129V218L127 219ZM130 221V220H129ZM128 222V221H127ZM132 221H130V224H133V223H131ZM153 224V223H152ZM155 224V223H154ZM153 224V225H154ZM134 225V224H133ZM137 224H135V226H133V228H132V226H131V229H132V233L130 232V229H129V232L131 233L130 235L129 234H126V236H128V238H125L127 241H128V243H130V244H132V245H134V246H136V247H139V249L140 248H142V247H140L141 246V244H145L148 240L147 239H151L150 237H145L143 234H138L137 232H138V229L139 228H137V226H136ZM148 225H149V223H148ZM242 225V224H241ZM127 226V225H126ZM152 226V225H151ZM217 226V225H216ZM244 226V225H243ZM238 227V226H237ZM47 228H48V226H47ZM127 228V227H126ZM129 228H130V226H129ZM155 228H157V229H160V225H156V227ZM49 229V228H48ZM151 229V228H150ZM153 229H154V227H153ZM140 230V229H139ZM149 230V229H148ZM259 231V230H258ZM262 231V230H261ZM261 231H260V233H261ZM111 232V231H110ZM126 232H128V231H125L124 233H126ZM226 232V231H225ZM234 232V231H233ZM239 232V231H238ZM245 233V232H244ZM257 234H259V232H257ZM257 234H256V236H257ZM116 235V234H115ZM230 235V234H229ZM245 235H246V233H245ZM221 236V235H220ZM217 237V236H216ZM222 237V236H221ZM242 237V236H241ZM247 237V236H246ZM259 237V236H258ZM117 238V237H116ZM220 238V237H219ZM217 238H215V240L214 239H212V244H214L215 246H219L220 245V240H216ZM239 239H240V236H239ZM230 240H231V238H230ZM236 241H237V238H236ZM126 242V241H125ZM227 242H229V241H227ZM239 242V241H238ZM243 242V241H242ZM250 242V241H249ZM262 242V241H261ZM260 242V243H261ZM185 243L187 244V245H189V246H191L192 248H194L193 246H192V244L191 243H189V242H187V241H185ZM251 243V242H250ZM259 243V244H260ZM230 244V243H229ZM106 245V244H105ZM232 245V244H231ZM243 245V244H242ZM261 245V244H260ZM260 247V246H259ZM245 249H246V247H245ZM121 250V249H120ZM159 252H161L160 250H159ZM165 253H167V251L166 250H164V252H162V254L164 255ZM101 254V253H100ZM107 254V253H106ZM169 254H170V252H169ZM161 255V254H160ZM109 256V255H108ZM111 256V255H110ZM256 256V255H255ZM104 258V257H103ZM109 258V257H108ZM110 259V258H109ZM261 260V259H260ZM125 261V260H124ZM125 263V262H124ZM141 263V262H140ZM139 263V264H140ZM121 264H122V262H121ZM127 264H130V263H128L127 262ZM132 264V263H131ZM138 264V263H137ZM143 264V263H142Z\"/></svg>",
    "mask_w": 264,
    "mask_h": 264
},
{
    "label": "crops",
    "instance_id": "obj_3",
    "mask_svg": "<svg viewBox=\"0 0 264 264\" xmlns=\"http://www.w3.org/2000/svg\"><path fill=\"white\" fill-rule=\"evenodd\" d=\"M213 128V125H210L204 131L210 133L213 131ZM217 131L222 135V141L227 146L238 135L237 128L225 122L220 124ZM217 131L215 132L217 133ZM204 147L206 148V146ZM204 150L202 149V152ZM172 155H174L175 159L179 160V154L174 153ZM241 156V154L237 155L235 153L227 154L224 157L217 155H212L209 158L203 157L202 163L195 162L194 168L190 171H187L183 165H178V168L181 167L182 171L176 170L178 177L173 181L174 184H172V187L176 189L174 195L167 199L158 197L156 202L152 203L148 208H143L144 204L139 205L148 214L151 221L153 219L157 225H160V229L156 228L157 230H154H156L155 232L160 236L159 239L162 242L167 240L183 241V243L181 241L179 244L177 243L178 245L164 246L161 241L138 230V234L151 238L147 239L148 241L145 244H141L140 247L142 248L140 250L148 252L156 260L155 262L153 259L145 258L144 261L142 255L140 256L141 263L200 264V262H203L207 264H264V236H259L255 230L258 221L259 224H264V200H262L264 199V165H258L260 162L264 163V157L259 156L258 151H255L253 156L256 163L254 164L249 161L245 162ZM205 161H209L215 168L213 172L214 181L212 178V182L207 178L210 170L205 165ZM230 164L233 166L232 168L228 167H231ZM161 181V184L165 183L164 180ZM186 183L188 184L185 189ZM212 187L218 189L216 193L218 195L222 194L225 201H218L213 195H204L205 190L208 189L209 191ZM248 188L250 190L255 189V194L258 196L257 200L253 199L256 205L253 202H249L248 199L246 201L250 205L251 211L247 210L243 212L240 206L232 207L234 204L240 205L243 202L242 199H237L234 196L235 192L239 189L242 191L247 189L248 191ZM135 190L142 191V188L135 186ZM183 191L188 195L186 201L183 197L181 198L182 194L180 195V193H184ZM155 195V192H151L150 194L151 197ZM238 200L241 201L239 202L240 204ZM184 203L191 206L190 212H185ZM114 204L116 208L125 213L131 220L139 219L135 214L134 207L126 201L115 200ZM217 204H224V206L218 207ZM241 224H244L242 230L235 232L234 238L229 241V232L226 230L232 231L236 226H242ZM219 231L222 233L221 243L219 246H213L209 240L218 235ZM70 238L80 244L87 242V239L77 230H73L70 233ZM185 241L191 243L194 248L187 245ZM260 241L262 242L260 243ZM137 248L139 249V247ZM43 250H46V248H43ZM164 250L167 253L163 255L162 252ZM181 256H183V259H180ZM166 257H169V259L165 263Z\"/></svg>",
    "mask_w": 264,
    "mask_h": 264
}]
</instances>
